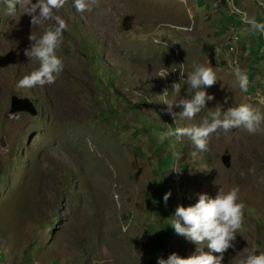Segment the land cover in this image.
I'll return each instance as SVG.
<instances>
[{"label":"rangeland","instance_id":"obj_1","mask_svg":"<svg viewBox=\"0 0 264 264\" xmlns=\"http://www.w3.org/2000/svg\"><path fill=\"white\" fill-rule=\"evenodd\" d=\"M55 14L68 25L57 50L63 72L52 85L18 88L39 68L24 55L29 36L54 21L34 29L31 17L10 18L0 6V264L186 259L197 246L170 227L176 208L233 187L244 219L222 264L264 252V134H213L203 152L166 135L199 126L217 106L264 113V34L247 22L264 24V0H95L84 13L66 0ZM193 62L212 67L218 82L205 89L215 97L209 110L189 121L159 96L190 98L188 85L179 94L172 85ZM13 96L38 114L13 113Z\"/></svg>","mask_w":264,"mask_h":264},{"label":"clouds","instance_id":"obj_2","mask_svg":"<svg viewBox=\"0 0 264 264\" xmlns=\"http://www.w3.org/2000/svg\"><path fill=\"white\" fill-rule=\"evenodd\" d=\"M94 2L95 0H72L73 7L79 13L91 11V5ZM65 3L66 0H35V2L33 0H0V6L8 17L14 18L18 14L28 15L31 17V25L34 29L37 27L40 29L47 22L54 21V25L48 27L39 38L34 34L29 36L32 43L28 49H25L24 55L30 61H38L39 68L24 76L18 82V88L52 85L63 72L64 63L58 57L57 50L63 43V33L68 25L55 12L63 8ZM247 22L253 30L264 34V24H258L255 20ZM163 46L167 47L166 44ZM179 70L180 83L172 85L173 94L181 92L182 83L188 85V89L194 90L193 94L190 98H183L174 103L168 99L169 92L166 89L159 96L162 98L160 103L167 105L168 113L174 118L177 113L173 112V106L182 107L183 111L179 113V118L191 121L209 110L208 102L213 101L215 97L209 95L205 89L216 84L218 78L212 67H206L197 62L192 63L187 79H184L183 65H180ZM167 75L162 73L160 77ZM235 76L241 91L246 92L247 75L237 68ZM240 128L245 129L250 135L264 134V113L251 104H240L229 107L227 110L217 106L215 111H208V116L199 126L178 127L175 131H168L166 135L174 136L177 140L187 137L197 150L203 152L207 151L209 138L213 134L218 135L221 132L227 134L233 129ZM171 195V192L165 194L163 197L165 204ZM244 208L245 204L240 200L239 187H233L228 192L220 188L214 198L207 194H200L198 202L194 205L177 207L170 219V227L176 234L195 244L196 252L186 259L177 254H172L167 259L161 257L158 258L157 264H222L223 254L234 247L233 241L242 228ZM213 253L220 255H213ZM240 264H264V252L257 255L254 250L246 259L241 260Z\"/></svg>","mask_w":264,"mask_h":264},{"label":"water","instance_id":"obj_3","mask_svg":"<svg viewBox=\"0 0 264 264\" xmlns=\"http://www.w3.org/2000/svg\"><path fill=\"white\" fill-rule=\"evenodd\" d=\"M12 112H28L33 116H36L37 107L29 98H20L18 96L12 97ZM231 155H226L223 157V162L227 168L231 167Z\"/></svg>","mask_w":264,"mask_h":264},{"label":"bare ground","instance_id":"obj_4","mask_svg":"<svg viewBox=\"0 0 264 264\" xmlns=\"http://www.w3.org/2000/svg\"><path fill=\"white\" fill-rule=\"evenodd\" d=\"M38 113V112H37Z\"/></svg>","mask_w":264,"mask_h":264}]
</instances>
